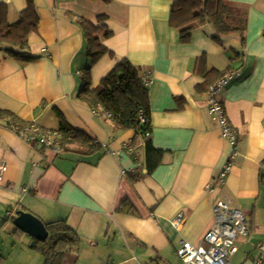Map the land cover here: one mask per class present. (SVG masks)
I'll return each mask as SVG.
<instances>
[{
  "label": "crops",
  "instance_id": "obj_1",
  "mask_svg": "<svg viewBox=\"0 0 264 264\" xmlns=\"http://www.w3.org/2000/svg\"><path fill=\"white\" fill-rule=\"evenodd\" d=\"M230 1L245 16L243 43L232 36L218 44L212 28L203 25L182 44L169 23L170 0H34L38 26L28 46L36 60L26 63L0 49V111L45 131L57 132L64 121L90 141L73 140L54 152L0 125L5 223L17 210L44 225L65 221L79 245L62 264H180V242L203 246L213 206L226 200L249 225L231 264H255L264 239V0ZM0 3L7 6L9 23L26 7L25 0ZM101 16L112 33L102 40L108 53L90 64L78 21ZM122 59L141 78L150 77L148 137L120 129L103 109L78 100L88 67L93 89ZM230 70L240 74L217 96L237 133L232 158L206 95L219 74ZM147 141L161 152L151 172ZM227 162L231 171L220 182ZM178 215L183 220L176 229Z\"/></svg>",
  "mask_w": 264,
  "mask_h": 264
},
{
  "label": "trees",
  "instance_id": "obj_2",
  "mask_svg": "<svg viewBox=\"0 0 264 264\" xmlns=\"http://www.w3.org/2000/svg\"><path fill=\"white\" fill-rule=\"evenodd\" d=\"M25 1V9L13 23L7 21V6L0 3V49L8 56L27 63L36 60L29 52L28 37L38 26V14L34 0ZM170 1L169 23L178 30L182 44L190 41L194 28L203 25L212 28L214 31L212 40L218 44H221L223 38L232 36L243 43L245 16L230 0ZM237 20L241 23H237ZM104 21V16L98 17L95 22L83 19L78 21L86 39L90 64L96 63L108 53L102 40L109 38L112 33L105 27ZM89 71L90 67L84 71L85 79L78 100L91 110L103 109L120 129H131L138 136L148 137L151 132L148 89L142 84L139 70L128 60L122 59L93 89L86 79ZM210 73L212 72H204L203 75L208 76ZM225 74L226 71L220 73L218 77L221 78ZM0 125L11 128L16 133L30 126L7 111H0ZM57 132L60 134L58 140L60 148L73 140L90 141L86 134L72 129L64 121H61ZM144 148L147 170L151 172L160 164L161 152L156 150L150 141L145 143ZM45 226L48 238L33 248L48 260V264H62L66 254L78 248L79 239L65 221H54ZM16 232L14 229V235Z\"/></svg>",
  "mask_w": 264,
  "mask_h": 264
},
{
  "label": "built area",
  "instance_id": "obj_3",
  "mask_svg": "<svg viewBox=\"0 0 264 264\" xmlns=\"http://www.w3.org/2000/svg\"><path fill=\"white\" fill-rule=\"evenodd\" d=\"M240 74L237 70L228 71L221 79L208 87L207 110L220 129V134L231 146L232 152L230 157L235 156L237 133L233 129L224 114V110L218 100V91L227 85L231 80ZM142 84L148 88L151 84L149 75L141 78ZM143 121V119H141ZM18 134L24 135L30 142H36L46 150H54L59 152L60 147L58 140L60 134L54 131H45L40 127L30 124L29 127L20 131ZM130 150V145H125ZM232 167L231 162H227L218 174V181L223 182L230 173ZM6 165H0V184L2 176L6 171ZM264 188V178L262 181ZM212 226L203 236V246H192L189 243L180 242L176 253L180 260V264H231V258L237 253V239L246 237L249 234V225L245 215L239 209L233 208L226 200L218 201L212 209ZM183 218L178 215L173 221V226L179 229ZM258 257L255 264H262L264 261V239L257 245Z\"/></svg>",
  "mask_w": 264,
  "mask_h": 264
},
{
  "label": "rangeland",
  "instance_id": "obj_4",
  "mask_svg": "<svg viewBox=\"0 0 264 264\" xmlns=\"http://www.w3.org/2000/svg\"><path fill=\"white\" fill-rule=\"evenodd\" d=\"M4 218L0 217V264H44L45 257L31 248V239L20 232L14 235L11 223H5ZM71 258L69 255L68 261Z\"/></svg>",
  "mask_w": 264,
  "mask_h": 264
},
{
  "label": "water",
  "instance_id": "obj_5",
  "mask_svg": "<svg viewBox=\"0 0 264 264\" xmlns=\"http://www.w3.org/2000/svg\"><path fill=\"white\" fill-rule=\"evenodd\" d=\"M10 223L32 239L31 247L36 242H44L48 238L44 223L31 213L17 210L10 219Z\"/></svg>",
  "mask_w": 264,
  "mask_h": 264
}]
</instances>
